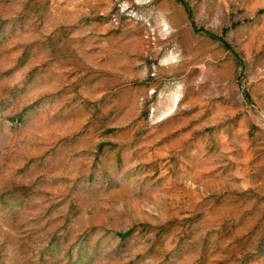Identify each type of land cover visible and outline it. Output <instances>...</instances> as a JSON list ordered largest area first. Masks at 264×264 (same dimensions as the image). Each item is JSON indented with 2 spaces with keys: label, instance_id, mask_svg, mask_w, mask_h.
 I'll list each match as a JSON object with an SVG mask.
<instances>
[{
  "label": "rangeland",
  "instance_id": "1",
  "mask_svg": "<svg viewBox=\"0 0 264 264\" xmlns=\"http://www.w3.org/2000/svg\"><path fill=\"white\" fill-rule=\"evenodd\" d=\"M0 264H264V0H0Z\"/></svg>",
  "mask_w": 264,
  "mask_h": 264
}]
</instances>
